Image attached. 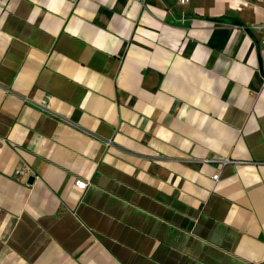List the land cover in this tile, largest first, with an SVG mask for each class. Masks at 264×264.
<instances>
[{
    "label": "crops",
    "instance_id": "obj_1",
    "mask_svg": "<svg viewBox=\"0 0 264 264\" xmlns=\"http://www.w3.org/2000/svg\"><path fill=\"white\" fill-rule=\"evenodd\" d=\"M258 24L264 0H0V264H264Z\"/></svg>",
    "mask_w": 264,
    "mask_h": 264
},
{
    "label": "built area",
    "instance_id": "obj_2",
    "mask_svg": "<svg viewBox=\"0 0 264 264\" xmlns=\"http://www.w3.org/2000/svg\"><path fill=\"white\" fill-rule=\"evenodd\" d=\"M180 4H185L188 3L190 0H177ZM253 28L255 29H264V24H258L253 26ZM261 44L262 46H264V37L261 38ZM207 161H213L216 162L219 166L229 162L230 160L228 158H217V159H210ZM14 175L16 177H26V176H31L32 177V182L33 180L37 179L38 177L32 172V170L28 167V166H23V167H19L17 169L14 170ZM219 178V174L218 172H215L212 175V179L217 181ZM74 185L80 189H85L88 185V182L82 179H75L74 180Z\"/></svg>",
    "mask_w": 264,
    "mask_h": 264
}]
</instances>
